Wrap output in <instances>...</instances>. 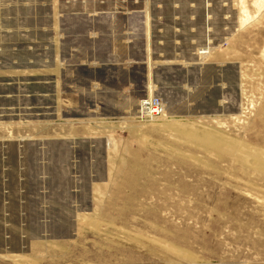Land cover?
Listing matches in <instances>:
<instances>
[{"label": "rangeland", "instance_id": "obj_1", "mask_svg": "<svg viewBox=\"0 0 264 264\" xmlns=\"http://www.w3.org/2000/svg\"><path fill=\"white\" fill-rule=\"evenodd\" d=\"M254 152L264 0H0V264H264Z\"/></svg>", "mask_w": 264, "mask_h": 264}, {"label": "bare ground", "instance_id": "obj_2", "mask_svg": "<svg viewBox=\"0 0 264 264\" xmlns=\"http://www.w3.org/2000/svg\"><path fill=\"white\" fill-rule=\"evenodd\" d=\"M217 47L216 46H212L210 44V40L208 41V46L201 49V50H206L204 52L201 53V55L203 54L204 58H206L212 51H214ZM206 52V53H205ZM198 53V52H197ZM202 59V58H201ZM162 116V115H161ZM153 119V118H152ZM208 132V131H207ZM183 133V132H182ZM185 135V134H184ZM191 135V134H190ZM210 135V134H209ZM205 134L202 136V140L205 141V142H208V143H211V140H210V136ZM201 139V137H200ZM202 141V142H203ZM226 151V150H225ZM253 157H254V160H255V163H254V167L255 169L258 171V172H261L262 174H264V158H262L259 154H257V152H254L253 153ZM254 169V168H253ZM255 172V171H254ZM80 217V216H79ZM85 217H82L81 220L82 221H85ZM80 220V219H79ZM80 220V221H81ZM177 252V251H176Z\"/></svg>", "mask_w": 264, "mask_h": 264}, {"label": "built area", "instance_id": "obj_3", "mask_svg": "<svg viewBox=\"0 0 264 264\" xmlns=\"http://www.w3.org/2000/svg\"><path fill=\"white\" fill-rule=\"evenodd\" d=\"M163 113L161 103L154 99L142 100L139 103V114L143 117H156Z\"/></svg>", "mask_w": 264, "mask_h": 264}, {"label": "crops", "instance_id": "obj_4", "mask_svg": "<svg viewBox=\"0 0 264 264\" xmlns=\"http://www.w3.org/2000/svg\"><path fill=\"white\" fill-rule=\"evenodd\" d=\"M107 43H109L108 44V46H107V50H106V54H105V58H106V60H100V63H102V65H107L106 63H114V62H117L118 64H119V66H121V47L118 49V51L117 52H115L114 51V47L111 45V42H112V40L111 39H109V40H107L106 41ZM123 57H127L126 56V52H124L123 53ZM94 57V55L92 54L90 57ZM95 61H97V60H95ZM121 68V67H120ZM152 86L149 84V86H148V95H149V97H152L153 95H152V88H151Z\"/></svg>", "mask_w": 264, "mask_h": 264}, {"label": "water", "instance_id": "obj_5", "mask_svg": "<svg viewBox=\"0 0 264 264\" xmlns=\"http://www.w3.org/2000/svg\"><path fill=\"white\" fill-rule=\"evenodd\" d=\"M10 230V229H9ZM14 231V229H11V232H13Z\"/></svg>", "mask_w": 264, "mask_h": 264}]
</instances>
